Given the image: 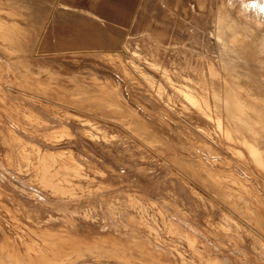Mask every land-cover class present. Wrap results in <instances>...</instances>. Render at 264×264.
<instances>
[{"label": "rangeland", "instance_id": "374dc122", "mask_svg": "<svg viewBox=\"0 0 264 264\" xmlns=\"http://www.w3.org/2000/svg\"><path fill=\"white\" fill-rule=\"evenodd\" d=\"M44 4L0 0V33L13 35L0 36L2 255L9 245L34 254L29 244H44V230H57L83 241L82 254L60 264L125 263L108 252L113 238L137 259L128 264H264V241L248 226L264 228V209L257 208L264 181L223 135L219 113L195 110L173 86L175 71L183 69L180 79L191 83L186 76L197 67L219 85L225 65L218 55L226 50L218 35L252 36L235 23L228 1L144 0L131 29H101L87 17L83 32L74 28V11L54 8L50 19ZM255 69L264 72L260 64ZM114 99L135 116L115 108ZM257 108L264 119V103ZM39 160L61 169L59 181L74 188L70 194L41 181ZM71 162L83 165L76 172Z\"/></svg>", "mask_w": 264, "mask_h": 264}, {"label": "bare ground", "instance_id": "6f19581e", "mask_svg": "<svg viewBox=\"0 0 264 264\" xmlns=\"http://www.w3.org/2000/svg\"><path fill=\"white\" fill-rule=\"evenodd\" d=\"M227 1H228V4H227L226 9L228 10L229 14L235 20V23H237V21H239L242 24H245V26L248 29H250V31L253 33L252 36L251 35H249L248 37L242 36V37H238V38H235V39L229 41V40L223 38L221 35H218V37L222 39V42H223V45H222L223 47L222 48H224L223 50H226V52H225L226 53V56H225V53H223V54L221 53L222 55H218L220 61L223 63V67L225 65V70H223L222 72H219V77H220V84L219 85H217L216 82L212 78L211 79H208L207 75H205L204 73H202V71H199L200 69L197 67V70L198 71H197V73L195 75H188V76H186L189 80H191V83H184V81H182V79H180L181 76H183V77L185 76L184 75L185 73L183 74V71H182L183 69L182 70L181 69L180 70L178 69L177 71H175L176 72V78L173 80V86H174L177 94H179V95H185L189 99L191 105L193 106V108L195 110H197L199 112H202V113H205V114H208L209 116L210 115H213V114L219 113L217 115L216 119H217L218 127L221 128V130L223 131V135L232 144L237 143V152H238V155H239L241 161L249 169V171L251 172V174H253L257 179H260V180L264 181V152H263V150H264L263 149L264 148V146H263L264 145V133L261 130V128H263L264 126L262 127L261 124H260V121H262L264 123V119L263 118L262 119H259L258 116H257V114H258L257 113V111H258L257 102L258 101L259 102L262 101L264 103V72L259 73L255 69L257 64H260V65L264 66V0H227ZM229 25H231V24H229ZM1 28H2V22L0 21V30H1ZM0 36L1 37H4V39H6V38H9V37H11L13 35H11V33H6L5 32V33H0ZM258 53L261 55L260 57H257L256 56V54H258ZM204 56L206 57L209 65L215 66V63L209 57V55H204ZM184 65H186V64H184ZM6 68H7V66H6ZM163 68H164V71H167L168 70L166 66H164ZM172 78H174V77H172ZM56 82L58 83L59 81H56ZM234 84H236L238 86V88H239L238 90L235 89V87L233 86ZM116 86H113V88L116 87ZM105 88H108V87H105ZM109 88H111V87L109 86ZM93 91H95V90H93ZM104 92H107V95H111V94L108 93L109 91L103 89L102 93H104ZM117 95H119V94L117 93ZM97 97H98L99 100H102L103 99L101 97V95H98ZM117 99H114L113 100L115 108H118V109L122 110L124 113H126V114L131 115V116L134 117L135 116V112L132 109H130L127 105L125 106L123 104L124 103L123 101H121V102H123V103H121V102L118 101L119 99L118 100ZM204 100H205V103H204ZM89 103H91V102H89ZM259 111H261V110H259ZM117 112H118V110H117ZM220 115H223V117H225V119L223 117H221ZM133 126H134V124H133ZM136 128H138V127H136ZM58 129H60V128H58ZM61 130H57V131H60L61 132ZM65 130H68V129H65ZM233 130H236L238 132V137H236V138H233L232 137ZM153 131L154 130H152V132ZM68 132H70V130ZM51 133L54 134V131H52ZM207 133H210V131H207ZM56 134H58V132ZM58 135L59 136H62L61 134H58ZM231 143H230V145H232ZM36 155H37V153H36ZM55 156H56V154H55ZM10 157H9V159H10ZM47 157L50 158V159H54L53 154L51 152H49V151L47 152ZM23 158H25V157L23 156ZM67 160H68V157H67ZM69 161H72V160L69 159ZM72 164H71L73 166L72 168L74 170H76V172H78V169L80 168L79 165H83V164H79L78 165V163H75V162L72 163ZM36 166L37 167H35V168H36V171H37V175L39 176V178L41 179V181H43L47 185H50L53 188V191H54V189H56V190L61 191V192H66L67 190L68 191L69 190L71 191V188L74 189L73 187H69L71 185H69L67 187V185L65 186V185H63V184L60 183V181H59L60 178L59 177H60L61 174H63V172L61 171L60 168H54V167H52L53 166V163H51L49 161H42L41 162L39 160V161H37ZM246 171H248V170H246ZM251 174H250V176H251ZM69 180H71V179H69ZM75 180H77V179H75ZM72 182H74V181L72 180ZM230 187H232V185ZM237 190H239V189H237ZM76 191H77V189H76ZM78 191H79V189H78ZM126 192H128V191H126ZM68 193H67V195H68ZM77 193L80 194L79 192H77ZM78 194H76V195H78ZM130 195H131V193H130ZM246 195H247V193H246ZM257 197H258V205H257V208L262 212V209H264V201L262 200V198L259 200V195ZM133 198L134 197H132L131 199H133ZM137 198H138V196H137ZM140 200L143 201L142 199H140ZM152 200H155V199L152 198ZM153 202H155V201H153ZM133 206H134V202H133ZM5 208H6V206H5ZM140 211H141V209H140ZM133 215H134V213H133ZM251 215H252V213H251ZM13 217H15V216H12V218ZM143 217H145V214H144ZM133 218H135V217L133 216ZM136 218H137V215H136ZM142 219H140V221H142ZM260 220H261V222L264 221L261 217H260ZM136 222H134V223L137 224ZM187 225H189V224H187ZM251 225L252 224H250V225L248 224V226L250 227V229L253 230L264 241V228L262 230V229L257 228L256 225H255L256 227H253ZM129 226H131V225H129ZM137 228L138 227L135 226V229H137ZM196 230H197V228H196ZM35 231H36V228H35ZM51 231L45 232V230H44V233L41 234L42 235V239H44V242H45L44 244H40V243L37 244V243H34V242L29 244V246L32 249H34V251H35L34 254L31 251L28 250L24 255H22V254H20L21 251L18 252L15 249V246L14 245H9V247H7V250L6 251H7V258H9L10 263H13V264H25L26 261H29L32 264H60L63 261L70 260L71 255H73V253L76 256H80L82 254L81 250L79 249V245L83 241H81L82 238L80 239V238L75 237V236H78V235L73 236V235H71L72 233L71 234L70 233H63L65 231H63L62 233H58L57 230H56V232H55V230H54V232H51ZM101 235H103V234H101ZM104 236H106V234ZM101 237H103V236H101ZM103 239H109V238H107V236H106ZM111 239L112 238H110V240ZM25 240H23V241H25ZM92 240H94V239H92ZM138 240H139V238L137 239L136 245L142 251V249H141L142 247L140 246ZM111 242H113V246L111 247V249H108L109 254H113L116 257H119L125 263L127 262V264H128V261L130 262L131 259H136L135 256H132L131 254H128L125 251L121 250V245L118 244V240L115 241L114 238H113L111 240ZM3 249H6V246H4V244H0V264H8L7 263L8 262L7 261V258H5L4 255H2V253H3L2 250ZM218 253H219V251H218ZM51 254H55L58 257H55V255L52 256ZM46 261L48 263H46ZM52 261H54L55 263H52ZM125 263H122V264H125ZM149 263H150V261H149Z\"/></svg>", "mask_w": 264, "mask_h": 264}, {"label": "crops", "instance_id": "0c3cea01", "mask_svg": "<svg viewBox=\"0 0 264 264\" xmlns=\"http://www.w3.org/2000/svg\"><path fill=\"white\" fill-rule=\"evenodd\" d=\"M144 0H44L45 15L51 19L54 8L66 7L75 13L77 31L83 32V18L89 17L97 26L111 30L131 29L137 21L139 7ZM79 20V21H78ZM102 29V27H101Z\"/></svg>", "mask_w": 264, "mask_h": 264}]
</instances>
